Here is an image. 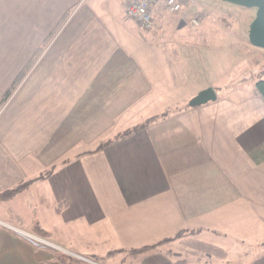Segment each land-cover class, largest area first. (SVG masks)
Returning a JSON list of instances; mask_svg holds the SVG:
<instances>
[{"label":"crops","instance_id":"1","mask_svg":"<svg viewBox=\"0 0 264 264\" xmlns=\"http://www.w3.org/2000/svg\"><path fill=\"white\" fill-rule=\"evenodd\" d=\"M152 12L143 31L123 0H0V101L14 84L0 104V192L34 181L33 200L17 203L26 218L7 202L27 182L0 201V264H61L54 249L106 264L111 251L183 229L196 234L144 250L135 264H229L261 243L264 100L235 79L238 43L219 29L216 47L171 39L165 49L150 31L166 10ZM206 87L215 99L190 106ZM153 100L151 115L164 117L96 149L101 133L123 130L117 116ZM33 219L46 247L22 228ZM247 259L264 264V249Z\"/></svg>","mask_w":264,"mask_h":264},{"label":"rangeland","instance_id":"2","mask_svg":"<svg viewBox=\"0 0 264 264\" xmlns=\"http://www.w3.org/2000/svg\"><path fill=\"white\" fill-rule=\"evenodd\" d=\"M196 16L199 18L200 23L197 26H194L190 22V18ZM255 16V8L253 7H244L240 6L231 2L223 1V0H191L187 6H185L181 11L176 13H169L166 11L164 13V17L158 21L157 23H160L157 25L156 28L151 30V34L154 39V43H161L165 44L163 45V48L168 49L169 46L168 42H170L171 39H179V40H187V41H193V40H202L205 38L206 41L211 42V45H215L214 41L217 37L220 36L221 32H219V29L226 31L224 29H231L230 32L233 33L231 37H233L234 40L237 41L238 45L234 46L233 48L238 49V54L240 56L238 63H237V76L235 79H245V83H248L250 81L254 82L255 79L259 76L264 77V50L252 46L248 41V27L249 23ZM139 27V26H138ZM140 28V27H139ZM144 31V29L140 28ZM242 32V37L244 39V42H241V35L238 36V34H241L239 30ZM190 30V33H186V31ZM233 30V31H232ZM223 33H229V32H223ZM245 44L248 46V50L241 49L239 45ZM216 47V45H215ZM262 52L263 56L258 57V52ZM241 52V54H240ZM224 63L226 62L224 58H222ZM242 62V63H241ZM244 74V75H243ZM243 75V77H241ZM226 78V75L225 77ZM253 85V84H252ZM14 88V84L11 85L9 91H12ZM7 93V91L5 92ZM253 93V91H252ZM254 94V93H253ZM9 96V95H8ZM7 96V97H8ZM6 97V98H7ZM5 98V99H6ZM2 100V99H1ZM3 101H0V104ZM186 101H180L179 104H184ZM158 101H143L139 105L135 106L131 113L132 115H128V117H122L117 116L115 119V123L117 122V127H123V130L118 131H106L100 134L99 137H97V148L99 149L101 146L107 144L110 142L113 138L118 137L120 134L124 133L125 130H128L129 128H132L133 126L139 125L144 122H155L158 120L159 117H164L165 114L168 112L161 114L159 116L151 115L153 111L158 110ZM136 104V103H135ZM162 110V109H159ZM163 111V110H162ZM126 128V129H125ZM128 128V129H127ZM125 129V130H124ZM28 183V188L25 192H23V196H16L14 199H10L8 203V207L20 209L18 201L25 198H27L32 201L33 200V180L26 181ZM27 199V200H28ZM31 209V214L33 215V210H36L38 208L35 203H32L29 207ZM4 207L0 206V217L7 215L3 211ZM40 210V206H39ZM38 210V211H39ZM20 216L22 218H26L29 216L30 212H24V211H18ZM34 216V215H33ZM8 220L5 222L12 223L13 225L17 224L16 220L7 217ZM53 220V219H52ZM55 221V220H53ZM27 224H31L30 219L27 220ZM6 223L9 226H12L11 224ZM18 225V224H17ZM19 226V225H18ZM24 231H27L29 233H32V230L29 228L22 227ZM195 229H183V235H189V234H196ZM33 234V233H32ZM36 234V233H35ZM182 235V236H183ZM41 236V235H39ZM39 240L43 241L42 246L46 247L44 243L46 244L47 239L44 238V236L39 237ZM50 240V239H48ZM45 241V242H44ZM261 243L257 241L256 244L253 245H247L243 248V250L246 252L245 257L238 254H234L233 260H229V264H242L243 262H246L248 257L254 256L261 252L264 249V229L262 230V237L259 240ZM55 243V242H53ZM162 245V244H161ZM143 246V245H142ZM239 246V245H235ZM141 247V246H139ZM138 248V247H135ZM134 247L131 249H127L124 251H111L107 254L109 257L111 254H113V258H108L106 261V264H126V263H137L141 258L143 259L144 255H141L142 252L133 253L132 250L135 249ZM57 249V248H56ZM58 251L57 253H61L63 256H66L68 259L69 264H105V256L103 260H98L92 258L90 255H79L77 253H65L63 250H53ZM145 252V251H144ZM139 254V255H138ZM139 256V257H137ZM236 256L239 257L236 259ZM99 257V256H98ZM102 257V256H101ZM141 259V260H142Z\"/></svg>","mask_w":264,"mask_h":264},{"label":"trees","instance_id":"3","mask_svg":"<svg viewBox=\"0 0 264 264\" xmlns=\"http://www.w3.org/2000/svg\"><path fill=\"white\" fill-rule=\"evenodd\" d=\"M189 3L188 0H183L182 1V5L183 7L187 6ZM252 91L254 94L260 96L263 100H264V77H257L255 79V81L253 82V85H252ZM10 91H8L7 93H5L3 95V98L1 101H4L5 98L9 95ZM147 123V122H146ZM146 123H141L139 125H136V126H133V130H136L138 128H142L146 125ZM130 129H128L127 131H125L124 133L120 134L119 136H122V135H126L128 133H130ZM118 136V137H119ZM26 187V182L24 183H20V184H17V185H13L11 186L9 189L7 190H4L2 192H0V201L2 200H7L11 197H13L15 194H17L18 192H20L21 190H23L24 188ZM62 205H57L56 208H61ZM32 231L38 235H41V236H46L48 235V232L41 227L39 221L37 219H33L32 220ZM183 230H179L175 233V235L173 236H167V237H164L163 239H161L160 241L156 242V243H153V244H150V245H143L141 247H138V248H135L132 250L133 253H138V252H142L144 250H148L150 248H155L156 246L158 245H161V244H164L174 238H177V237H180L183 235ZM55 255V258L59 260V262L61 264H69L68 262V259L66 258V256H63L62 254H58L57 252L54 253ZM92 258L94 259H98V260H103L104 257H98V256H95V255H90Z\"/></svg>","mask_w":264,"mask_h":264},{"label":"built area","instance_id":"4","mask_svg":"<svg viewBox=\"0 0 264 264\" xmlns=\"http://www.w3.org/2000/svg\"><path fill=\"white\" fill-rule=\"evenodd\" d=\"M183 0H123L124 12L140 28L150 30L153 27V9L160 5L169 13H176L183 9ZM189 2L191 0H188ZM192 25L200 23L198 17L190 18Z\"/></svg>","mask_w":264,"mask_h":264},{"label":"water","instance_id":"5","mask_svg":"<svg viewBox=\"0 0 264 264\" xmlns=\"http://www.w3.org/2000/svg\"><path fill=\"white\" fill-rule=\"evenodd\" d=\"M244 7L255 8V16L249 23L248 41L252 46L259 47L264 50V0H223ZM216 97L213 87H206L200 90L189 100L190 106L203 104Z\"/></svg>","mask_w":264,"mask_h":264}]
</instances>
